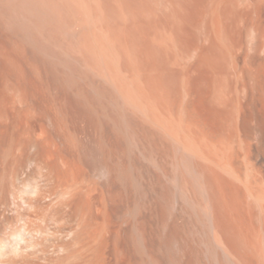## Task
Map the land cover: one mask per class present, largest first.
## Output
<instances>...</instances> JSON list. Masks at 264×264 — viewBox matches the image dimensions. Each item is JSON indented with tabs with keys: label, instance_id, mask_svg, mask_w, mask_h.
Listing matches in <instances>:
<instances>
[{
	"label": "rangeland",
	"instance_id": "rangeland-1",
	"mask_svg": "<svg viewBox=\"0 0 264 264\" xmlns=\"http://www.w3.org/2000/svg\"><path fill=\"white\" fill-rule=\"evenodd\" d=\"M0 9V264H264V0Z\"/></svg>",
	"mask_w": 264,
	"mask_h": 264
},
{
	"label": "bare ground",
	"instance_id": "bare-ground-1",
	"mask_svg": "<svg viewBox=\"0 0 264 264\" xmlns=\"http://www.w3.org/2000/svg\"><path fill=\"white\" fill-rule=\"evenodd\" d=\"M2 9H3V8H2ZM0 10H1V9H0ZM1 12H2V10H1ZM1 12H0V13H1ZM14 18H16V16H15ZM11 19H12V18H11ZM16 19H17V18H16ZM16 19H15V20H16ZM19 19H20V18H19ZM12 21H14V20H12ZM14 22H15V21H14ZM18 22H21V20L18 21ZM16 23H17V22H16ZM22 23H23V22H21V23H17V24H20L19 27H22V26H21ZM17 24H16V25H17ZM13 25H14V23H13ZM16 25H14V26L17 28ZM23 25H24V23H23ZM23 28H27V27H23ZM23 28H22V29H23ZM20 29H21V28H20ZM20 29H19V30H20ZM16 30H17V29H16ZM19 30H18V31H19ZM22 31H24V29H23ZM27 31H28V30H27ZM23 33H24V32H23ZM25 37H26V36H24V38H25ZM26 39H28V38L26 37ZM33 41H34V40H33ZM30 42H31V41H29V43H30ZM36 42H37V40H36ZM33 43H35V42H33ZM31 44H32V43H31ZM37 45H38V44H37ZM32 46L38 47L39 45L36 46V45L34 44V45H32ZM235 85H236V84H235ZM237 86H238V85H237ZM237 88H238V87H237ZM236 90H237V89H236ZM238 90H240V89H238ZM233 91H234V90H233ZM233 91H232V92H233ZM234 92H235V91H234ZM234 92H233V93H234ZM237 92H238V91H237ZM240 92H242V90L239 91V93H240ZM234 94H235V93H234ZM234 94H233V95H234ZM240 94H241V93H240ZM244 94H245V93H244ZM229 95H231V94H229ZM233 95H232V96H233ZM242 95H243V94H242ZM235 96H236V94H235ZM235 96H234V99H233V97H230V96H227V97H230V99L232 98V99H233V102H234V100H235ZM237 96H239V95L237 94ZM244 96H245V98L247 97L246 94L243 95V97H244ZM227 97H226V98H227ZM240 97H241V96H240ZM243 97H242V99H244ZM227 99H229V98H227ZM232 99H231V100H232ZM236 99H237V98H236ZM239 99H240V100H239ZM242 99H241V98H238V101H241ZM235 101H236V100H235ZM244 101H245V100H244ZM242 102H243V100H242ZM243 103H244V102H243ZM245 103L247 104V102H245ZM238 104H239V103H238ZM243 105H244V104H243ZM239 106H240V109H241V107H242V106H241V103L239 104ZM245 106H246V105H245ZM119 121H121V120H119ZM117 127H118V125H117ZM120 127H121V126H120ZM183 160H184V158H183ZM183 160H182V161H183ZM185 160H186V159H185ZM183 162H184V161H183ZM185 162H186V161H185ZM184 164H185V163H184ZM184 164H183V165H184ZM186 164H187V162H186ZM186 166H187L188 169H189L188 164H187ZM183 167H184V166H183ZM184 168H185V167H184ZM213 173H214V172H213ZM213 173H212V174H213ZM125 174H126V172H125ZM212 174H211V175H212ZM127 175H128V173H127ZM214 175H215V173L213 174V177H214ZM216 175H218V176L220 177V175H219L218 173H216ZM129 177H130V176H129ZM129 177H128V178H129ZM215 179L218 180L217 176H216ZM215 182L217 183V181H215ZM215 182H214V183H215ZM214 183H213V184H214ZM218 183H219V182H218ZM208 185H209V184H208ZM211 185H212V184H211ZM218 185H220V184H218ZM216 186H217V185H216ZM216 186H215V187H216ZM233 186H235V185H233ZM213 187H214V186H213ZM209 188H210L211 190H212V189H213V190L215 189V188H211V187H209ZM209 188H208V189H209ZM216 188L219 189L218 187H216ZM220 188H221V185H220ZM222 188H223V186H222ZM211 190H210V191H211ZM219 190H220V189H219ZM208 191H209V190H208ZM216 192H217V191H216ZM210 193H211V192H210ZM210 193H209V194H210ZM214 193H215V192H214ZM214 193H211V194H214ZM215 195H216V194H215ZM214 197H215V196H214ZM212 198H213V197H212ZM210 199H211V198H210ZM213 199H214V198H213ZM213 199H212V200H213ZM210 201H211V200H210ZM215 201L217 202V200H215ZM216 202H215V204H217ZM212 203H213V202H212ZM215 204H214V207H213L214 209L216 208V207H215ZM217 207H218V205H217ZM219 207H220V205H219ZM219 207L217 208L218 210H220ZM217 209H216V210H217ZM251 211H252V210H251ZM217 212H219V211H217ZM249 213H250V212H249ZM251 213H253V212H251ZM213 214H214V211H213ZM215 214H217V213H215ZM216 216H217V215H216ZM216 216H215V218L217 219L218 217H216ZM250 216H251V214H250ZM253 216H254V214H253ZM253 216H252V217H253ZM216 219H215V220H216ZM216 222H218V221L216 220Z\"/></svg>",
	"mask_w": 264,
	"mask_h": 264
}]
</instances>
